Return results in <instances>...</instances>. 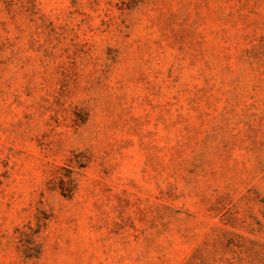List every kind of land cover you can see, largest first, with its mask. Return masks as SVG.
Here are the masks:
<instances>
[{
    "label": "rangeland",
    "instance_id": "obj_1",
    "mask_svg": "<svg viewBox=\"0 0 264 264\" xmlns=\"http://www.w3.org/2000/svg\"><path fill=\"white\" fill-rule=\"evenodd\" d=\"M0 264H264V0H0Z\"/></svg>",
    "mask_w": 264,
    "mask_h": 264
}]
</instances>
